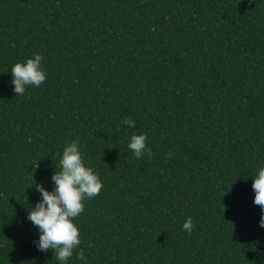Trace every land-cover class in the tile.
I'll use <instances>...</instances> for the list:
<instances>
[{"label":"trees","instance_id":"obj_1","mask_svg":"<svg viewBox=\"0 0 264 264\" xmlns=\"http://www.w3.org/2000/svg\"><path fill=\"white\" fill-rule=\"evenodd\" d=\"M74 141L103 188L61 262L28 215ZM261 168L264 0H0V264H264Z\"/></svg>","mask_w":264,"mask_h":264},{"label":"clouds","instance_id":"obj_2","mask_svg":"<svg viewBox=\"0 0 264 264\" xmlns=\"http://www.w3.org/2000/svg\"><path fill=\"white\" fill-rule=\"evenodd\" d=\"M41 60L42 56L36 54L26 63L18 62L11 68L15 93L23 95L26 85L40 86L45 81L46 74L41 69ZM122 123L134 127L136 122L124 119ZM128 147L137 159H140L145 151L149 157L152 155L151 148L146 149L144 134L133 135ZM60 166V171H56L52 176L56 185L54 191H48L42 184H35L42 200L29 212L28 219L41 232L37 243L38 250L52 249L55 258L64 262L73 255V249L81 242L80 230L73 218L80 216L84 211L85 197L90 199L99 195L103 183L93 169L85 165L76 141L64 149ZM253 189L256 193L254 203L264 209V168H261L255 177ZM193 226V220L189 217L183 224V229L191 234ZM260 226L264 227V216L260 220ZM78 259L85 260L83 251L78 253Z\"/></svg>","mask_w":264,"mask_h":264}]
</instances>
